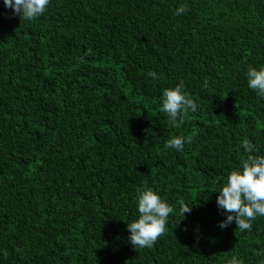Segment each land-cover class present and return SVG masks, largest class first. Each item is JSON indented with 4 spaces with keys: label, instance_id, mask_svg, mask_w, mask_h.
Wrapping results in <instances>:
<instances>
[{
    "label": "trees",
    "instance_id": "obj_1",
    "mask_svg": "<svg viewBox=\"0 0 264 264\" xmlns=\"http://www.w3.org/2000/svg\"><path fill=\"white\" fill-rule=\"evenodd\" d=\"M250 66L264 0H50L32 21L0 0V264H260L264 216L221 229L216 202L243 140L264 156ZM181 83L198 109L173 124L163 91ZM144 186L173 212L135 249Z\"/></svg>",
    "mask_w": 264,
    "mask_h": 264
},
{
    "label": "clouds",
    "instance_id": "obj_2",
    "mask_svg": "<svg viewBox=\"0 0 264 264\" xmlns=\"http://www.w3.org/2000/svg\"><path fill=\"white\" fill-rule=\"evenodd\" d=\"M49 2L50 0H4V6L12 9L13 14L20 19L32 21L43 15ZM187 10V4L181 5L176 9V14H183ZM87 54H91V49ZM149 75L155 78V73ZM247 77L249 88L264 96V66L259 70L250 66ZM183 89L184 85L181 83L163 91L161 111L167 113L173 124L178 119L183 123L189 110L195 113L198 109L197 103ZM184 142L185 138L182 136L173 137L166 142L165 147L182 151ZM242 146L247 154L246 159L241 161L240 168L229 173L225 185L218 191L217 205L226 214V219L219 223L221 229L235 222L236 229L250 231L252 221L258 215L264 216V156L253 155L255 146L247 139L242 141ZM136 191L139 218L127 223L129 242L135 249L151 248L165 234L167 218L173 212V207L150 187L144 186ZM179 203L183 217L185 213L191 212V206L186 205L183 200ZM261 254L264 255V251ZM227 264H241V261L233 256ZM260 264H264V260Z\"/></svg>",
    "mask_w": 264,
    "mask_h": 264
}]
</instances>
